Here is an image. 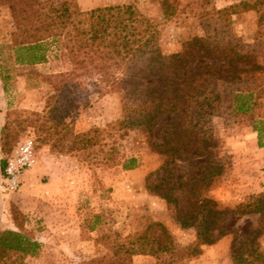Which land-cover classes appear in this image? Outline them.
<instances>
[{"label":"rangeland","instance_id":"obj_1","mask_svg":"<svg viewBox=\"0 0 264 264\" xmlns=\"http://www.w3.org/2000/svg\"><path fill=\"white\" fill-rule=\"evenodd\" d=\"M162 1L77 0L83 10L132 4L156 31L157 43L165 54L181 50L182 43L194 35H208L222 44H236L264 65V0H168L175 7L171 16H165ZM256 1L260 3L256 9L243 4ZM225 8L237 12H223ZM25 29L8 5L0 2V159L7 161L25 138L32 140L34 149V164L22 175L20 187L14 191L0 188V226L16 229L11 212L15 206L22 216L19 221L39 247L34 254L10 252L0 264H90L100 257L112 260L117 245H129L132 236L152 221L165 225L175 249L195 243L196 229L181 227L174 208L145 188L146 175L163 162V156L151 149L140 129L110 125L121 115L117 94L107 86L99 87V78L92 73L71 75L66 79L71 82L69 91H56L53 85L61 77L53 75L70 71L72 64L61 43L50 38L45 40L44 62L17 61L14 41L23 38ZM258 102L243 117L208 115L200 121L203 134L214 139L223 165L208 193L221 208L234 209L250 195L264 191V97ZM59 103L69 107L64 116L66 126L55 131V119L47 110ZM254 119L262 127L260 139L252 126ZM93 127L100 130L97 141L74 146L72 132ZM5 139L13 146L10 152L2 148ZM129 157H136L139 165L125 169L123 164ZM179 166L187 169L189 163L179 162ZM256 218V214L227 212L214 235L222 230L225 233L213 243L201 244L200 253L180 258H172L169 252L158 256L135 253L132 263L234 264L231 244L235 238L246 237ZM257 242L264 253V231Z\"/></svg>","mask_w":264,"mask_h":264},{"label":"trees","instance_id":"obj_2","mask_svg":"<svg viewBox=\"0 0 264 264\" xmlns=\"http://www.w3.org/2000/svg\"><path fill=\"white\" fill-rule=\"evenodd\" d=\"M0 2L8 5L19 26L27 28L23 38L14 41L17 61L44 62L45 40L50 38L61 43L72 64L70 71L53 75L61 77L53 85L56 91H69L71 82L67 77L92 73L98 76L99 87L107 86L117 94L121 115L110 125L140 129L147 135L151 149L163 156V162L146 175L145 188L174 208V217L181 227L197 231L195 243L175 249L165 225L152 221L132 236L129 245H117L114 259L94 258L90 264H133L131 258L135 253L158 256L169 252L172 258L196 255L201 244L213 243L225 233L222 230L214 235L227 212L257 215L256 224L246 237L232 242L233 263L264 264V253L257 242L264 231V191L250 195L234 209L219 206L208 193L223 165L214 139L203 134L200 122L208 115L243 117L258 105L264 97V65L254 60L252 53L208 35H194L182 43L181 50L165 54L157 43L156 31L132 4L83 10L77 0ZM162 3L165 16L173 15L175 7L168 0ZM243 4L247 9H256L260 3ZM223 12L237 10L225 8ZM63 104H54L47 110L55 119V131L66 126L64 116L69 105ZM258 122L254 119L252 126L260 139L262 127ZM5 131L3 126L1 133ZM99 132L98 127L72 132L74 146L96 142ZM155 133L160 140H155ZM1 145L5 152L13 149L8 139ZM179 162L189 166L182 169ZM5 163L6 159H0V169ZM138 165L136 157H129L123 164L125 169ZM11 212L16 229L0 226V259L10 252L34 254L39 247V242L19 221L22 216L15 206H11Z\"/></svg>","mask_w":264,"mask_h":264},{"label":"built area","instance_id":"obj_3","mask_svg":"<svg viewBox=\"0 0 264 264\" xmlns=\"http://www.w3.org/2000/svg\"><path fill=\"white\" fill-rule=\"evenodd\" d=\"M34 164L32 140L25 138L17 143L7 158L3 172L0 174V188L14 191L20 187L21 177Z\"/></svg>","mask_w":264,"mask_h":264}]
</instances>
